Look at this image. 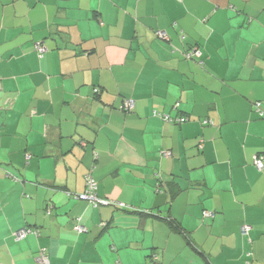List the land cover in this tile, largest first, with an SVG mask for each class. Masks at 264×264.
<instances>
[{"label":"crops","instance_id":"crops-1","mask_svg":"<svg viewBox=\"0 0 264 264\" xmlns=\"http://www.w3.org/2000/svg\"><path fill=\"white\" fill-rule=\"evenodd\" d=\"M256 101L264 0H0V264H264Z\"/></svg>","mask_w":264,"mask_h":264},{"label":"built area","instance_id":"built-area-1","mask_svg":"<svg viewBox=\"0 0 264 264\" xmlns=\"http://www.w3.org/2000/svg\"><path fill=\"white\" fill-rule=\"evenodd\" d=\"M159 35L161 37H163V38H166L167 37L166 32H164V31H159ZM37 47H38V50H39L40 54L42 55L43 52L45 51L46 47H44L42 44H38ZM95 91H98V89L95 88ZM133 105H134V101L132 99L128 98V99H126L124 101V104H123L122 107H123V109H126V110L129 109L130 110L131 108H133ZM255 105L257 106V109H259L260 102H256ZM176 106L178 107L179 106V103H177ZM260 114L263 115L264 114V111H261ZM162 116L166 120H177V121H185L186 120V117L185 116H181V117L176 118V119H172L167 114H163ZM165 154H169V152H165ZM255 165L257 166V168L259 170H262L264 168V162H263L262 157L256 156V158H255ZM87 183L89 185L88 191L85 192V193H83V194H80L78 197L88 198V199L92 200V202H94V204H96V205H98V203L104 202L102 199H100L96 195V193L94 191L95 186H96L95 181L92 178L88 177L87 178ZM48 211L50 212V210H48ZM204 214L205 215H210V214H212V212L206 210V211H204ZM76 228L79 231H87V227L85 225H83V224H78L76 226ZM249 230H250V226L248 224H243L241 226L242 233L247 234L249 232ZM30 231L31 230L29 228L23 227V228L19 229L18 231H16L15 234H16V237L17 238H24L27 235V233L30 232ZM37 260H38V262L40 264H51L50 259H49V255H48L46 249H42L40 251V254L37 257Z\"/></svg>","mask_w":264,"mask_h":264},{"label":"trees","instance_id":"trees-1","mask_svg":"<svg viewBox=\"0 0 264 264\" xmlns=\"http://www.w3.org/2000/svg\"><path fill=\"white\" fill-rule=\"evenodd\" d=\"M126 99H128V98H126ZM126 99H125V100H126ZM256 102H260L259 109H257V106L255 105ZM256 102H255V104H254V105H255V109H256V111L258 112V114H259L261 117H264V114H263V115L260 114L261 111H264V108H262V102H261V101H256ZM260 157H262V156H260ZM262 159H263V162H264V158H262ZM256 167H257V166H256ZM263 169H264V168H263ZM263 169H262V170H263Z\"/></svg>","mask_w":264,"mask_h":264}]
</instances>
